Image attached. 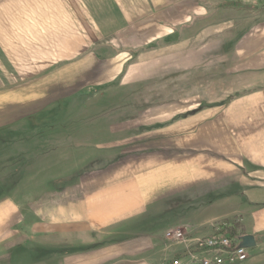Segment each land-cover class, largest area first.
I'll list each match as a JSON object with an SVG mask.
<instances>
[{
	"label": "crops",
	"instance_id": "1",
	"mask_svg": "<svg viewBox=\"0 0 264 264\" xmlns=\"http://www.w3.org/2000/svg\"><path fill=\"white\" fill-rule=\"evenodd\" d=\"M96 96L117 107L116 135L153 127L132 133L130 161L121 145L111 162L21 178L0 197V264H166L185 246L166 227L202 225L151 211L205 184L229 203L221 221L255 239L233 264H264V0H0V137Z\"/></svg>",
	"mask_w": 264,
	"mask_h": 264
},
{
	"label": "rangeland",
	"instance_id": "2",
	"mask_svg": "<svg viewBox=\"0 0 264 264\" xmlns=\"http://www.w3.org/2000/svg\"><path fill=\"white\" fill-rule=\"evenodd\" d=\"M103 99H105V97ZM108 99H111L110 96H108ZM91 101V105L82 103L81 105L72 107L75 109V112L68 113L70 115H66L63 119L61 117V120L32 123L28 126L16 128L13 131L5 133V136L0 137V197L3 195L6 197L19 196L21 190L25 188L21 186L20 179L34 176L36 174L37 165L48 167L47 169H43L45 172L44 177L51 178L54 175L57 176L67 173V165H73L74 161H76L78 165L86 160H90L91 165L105 161L111 162L117 155L114 151L121 145L125 147V153L123 154L124 159H129L130 161L132 156L130 150L133 145L137 144V140H132V133L135 131L142 132L144 128H151L154 124H147L141 126L140 130H136L135 127H132V121H125L124 123L121 121L119 123L124 124L122 125L123 131L116 135L115 113L117 107L101 105L103 103L100 102V98L97 96L92 97ZM130 108L131 106L129 105L120 106L118 111L121 112L123 109H128V112L124 114L127 115L130 113ZM101 115L108 119L107 122L99 121ZM132 119L124 120L129 121ZM120 126L121 125L117 126L118 129ZM104 130H108L109 135L105 136ZM68 131L70 133H76L77 136L75 141L71 140L70 142L72 146L70 148L72 152L70 153L67 152L69 146L67 138L59 139V135L62 133L67 135L66 132ZM100 137H107V141L105 142L104 139ZM63 140L64 142H62ZM58 141H60V143H58ZM58 149L61 151L64 150L66 153L52 152ZM51 165L63 166L52 169ZM208 166L210 167L211 165H204L205 171ZM109 167H111V165ZM213 173L214 171H211V174ZM214 179H217L216 176ZM219 181L226 182V180L222 178H220ZM214 185L215 184H205L204 186L193 187L187 193L186 200L188 201L180 199L174 200L170 204L156 203L151 211L148 222L158 225L164 218L171 217L172 220L178 219L179 222L201 224L202 229L194 232L195 234H204L209 231V229L213 227L212 225L217 221L233 218V215L240 217L241 214H233V217L228 216L227 208L229 203L224 199L220 200V198L224 197L218 196L223 195L222 192H211L212 190L210 189L214 187ZM221 188L223 189L221 191H226L227 189V187H220L219 189ZM238 204L244 206L246 203L244 204V201L241 203L237 201L235 205L239 206ZM175 227H180L182 230L190 232V230L188 231L186 228V225L174 224L167 226L165 232ZM168 243L173 246L172 250L181 251L180 246H175L179 243L170 240H168ZM173 256H175V254H171V256L167 257L165 263L168 264Z\"/></svg>",
	"mask_w": 264,
	"mask_h": 264
},
{
	"label": "built area",
	"instance_id": "3",
	"mask_svg": "<svg viewBox=\"0 0 264 264\" xmlns=\"http://www.w3.org/2000/svg\"><path fill=\"white\" fill-rule=\"evenodd\" d=\"M228 226H231L228 222L218 221L209 233L197 236L180 227L167 230L168 240L185 245L182 256H173L169 264H185L183 258L199 264H233L246 260L249 248L240 244L239 235L227 233Z\"/></svg>",
	"mask_w": 264,
	"mask_h": 264
},
{
	"label": "water",
	"instance_id": "4",
	"mask_svg": "<svg viewBox=\"0 0 264 264\" xmlns=\"http://www.w3.org/2000/svg\"><path fill=\"white\" fill-rule=\"evenodd\" d=\"M240 238V244L250 248V247H254L255 246V239L253 237V235L251 234H245L239 237Z\"/></svg>",
	"mask_w": 264,
	"mask_h": 264
},
{
	"label": "trees",
	"instance_id": "5",
	"mask_svg": "<svg viewBox=\"0 0 264 264\" xmlns=\"http://www.w3.org/2000/svg\"><path fill=\"white\" fill-rule=\"evenodd\" d=\"M237 221H233V224H231V226L225 227V230L227 231V233H229L230 235H234L236 234L235 229L238 227V224L236 223Z\"/></svg>",
	"mask_w": 264,
	"mask_h": 264
}]
</instances>
